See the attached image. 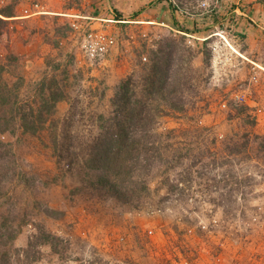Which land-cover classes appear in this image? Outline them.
<instances>
[{
	"label": "rangeland",
	"instance_id": "1",
	"mask_svg": "<svg viewBox=\"0 0 264 264\" xmlns=\"http://www.w3.org/2000/svg\"><path fill=\"white\" fill-rule=\"evenodd\" d=\"M60 1L67 10L77 9L93 15L95 9L91 0ZM147 1L135 0L134 4L138 9ZM173 1L179 4L174 11L177 24L192 32L184 33L188 45L195 44V31L207 34V30L214 29L215 25V31L223 30L224 37L233 47L227 36L229 25L220 24L226 21L222 19V10L210 12L219 6L240 5L242 0ZM5 4L6 0H2L0 7ZM163 4L158 5L159 9ZM107 5L113 8L110 0ZM169 8L173 12L171 6ZM101 10L100 16L108 19L109 8ZM114 13L111 11L109 18L114 19ZM23 25L16 19L5 21L1 55L6 52L17 54L26 49L22 39L34 27ZM118 25L92 20L93 27L113 34L117 43L100 64L88 62L84 65L82 62L77 66L84 89H92L95 79L104 78L110 87L113 84L100 107L93 108L95 102L87 110L107 111L114 85L129 73L139 78L142 73L139 62L149 60L150 50L156 48L157 42L165 37L176 38L180 33L176 26L174 30L161 27L158 31L131 32ZM143 33L147 37H143ZM69 37L62 43L66 51H71L74 44ZM124 39H128L131 46H137L130 49L132 53L124 55L129 56L125 73L117 66L113 68L116 73L111 70L105 73L111 52ZM211 40V59L207 65L197 55L188 64V70L178 67L176 62L167 68L172 76L189 74L191 86L178 87L173 95V100L182 98V111H172L165 102L160 103L164 114L158 118L157 127L175 130L176 136L171 138L183 148V157L175 167H170L172 160L165 163L167 183L154 197L140 203L122 204L111 193L99 194L92 187L81 188L71 195L72 188L83 186L80 172L77 169L68 171L61 181V177H57L59 173L47 133L42 131L40 139L17 131L15 137L19 138L17 147L22 166L34 178L26 193L29 222L21 227L10 249L15 252L8 255L6 264H264V115L255 116L253 108L231 97L240 90L244 91L251 106L263 104L258 100L253 102L249 92L252 93V87L260 83L264 69L248 61L236 47L233 48L243 58L225 48L226 53L233 55L224 64V58L212 52L214 44L222 41L221 37L216 35ZM1 58L6 61L5 57ZM22 64L25 65L24 59L15 64V71L17 68L20 74L25 70ZM243 64L246 68L241 70ZM26 73L24 75L28 76ZM87 101L88 96H77L79 106ZM223 101L226 107H221ZM4 136L7 141L15 139ZM156 186L158 184L153 180L151 187ZM33 200L40 205L34 206ZM45 206L60 213L57 217H46L42 211ZM37 227L65 239L60 252L51 251L38 240L29 243L38 233ZM149 229L153 230L151 234L147 232Z\"/></svg>",
	"mask_w": 264,
	"mask_h": 264
},
{
	"label": "trees",
	"instance_id": "2",
	"mask_svg": "<svg viewBox=\"0 0 264 264\" xmlns=\"http://www.w3.org/2000/svg\"><path fill=\"white\" fill-rule=\"evenodd\" d=\"M167 1L173 12L176 11L179 4ZM15 5L11 0L10 4L0 7V48L2 27L6 20L13 18ZM114 17V20L121 19L116 12ZM70 24L63 25L65 37L69 36ZM177 30L180 33L176 38L161 39L150 50L149 60L139 62L142 71L139 78L129 73L114 85L107 111L86 109L95 102L93 108L100 107L108 86L101 78L96 80L94 88H83L75 49L67 55L64 66L53 63L50 72L34 81L17 76L15 53L6 52V61L0 55V264L8 262L21 227L29 222L26 193L33 185L34 175L22 166L17 131L38 138L42 131L47 133L61 181L68 171L80 172L83 186L72 188L71 195L81 188L92 187L99 191L96 193H111L122 204H132L154 197L167 183L165 163L172 160L170 167L181 163L183 148L178 146L179 142L172 141L171 137L176 136L174 129H158L157 120L164 114L160 103L165 102L172 111H182V98L173 100V95L178 87L191 86L189 74L172 76L167 68L176 62L178 67L188 70V64L199 52L204 65L211 59L210 37L203 39L202 47L193 44V48L187 44L184 34L187 29L178 26ZM179 76L183 77L179 79ZM82 95L88 96L89 101L79 106L77 96ZM60 101H65L67 106L59 109ZM4 135L15 139L4 140ZM153 180L158 184L154 188L151 187ZM33 205L40 203L33 200ZM42 211L46 217H57L60 213L47 206ZM37 228L38 233L29 243L38 240L51 251L60 252L65 239Z\"/></svg>",
	"mask_w": 264,
	"mask_h": 264
},
{
	"label": "crops",
	"instance_id": "3",
	"mask_svg": "<svg viewBox=\"0 0 264 264\" xmlns=\"http://www.w3.org/2000/svg\"><path fill=\"white\" fill-rule=\"evenodd\" d=\"M34 1H37L42 5V10H37L33 7L32 2ZM134 1L135 0H110L113 5V8H111L108 7V5L106 6L108 0H91V3H94L93 5L95 6L94 12H92L93 15H91L90 13H82L77 9L75 11H72V9H63L60 0H14L16 5L14 6L12 19L20 20L22 24L24 23V25L34 27L33 31H27L24 39H22V42L26 45V49L22 50L21 53H15L19 64L23 59L25 62V65L22 64V66H24L23 69L25 70L20 74L16 68V74L25 79V81H34L40 78L43 73L50 72L53 63L62 66L66 61L67 55L71 53L70 50L66 51V48L62 45L64 41H68L66 40L68 38L65 37L62 32L63 25L72 22L74 18L80 16L93 17L97 19V21L104 20L108 22L111 21V23H118V27L128 29L131 32L146 29H150V31H158L161 27L174 30L175 26H180L176 22L178 21L176 17L177 15H175V12L173 13L170 11L167 0H142L143 3H146L147 1V4H143V6L138 9L134 4ZM10 2L11 0H6V4H10ZM160 3H164L160 6L161 9H159L158 6ZM106 7L109 8V13L115 11L121 16V19L114 20L113 18H109V16L112 17L109 13H107L108 19L101 17V9ZM222 7L223 6L217 7V11L221 12L222 10V14L224 15L222 19L226 21L221 22L220 24L224 23L229 25L227 36L233 44V47H236V49L248 61L264 69V0H242L240 5ZM25 8L29 9L30 13L25 14L23 12ZM126 23L135 25H126ZM182 27L187 29V33L192 34L188 27ZM213 27L214 29L207 30V32H209L207 34L206 32L199 34L200 31H195V44L198 45V48L202 47L203 39L209 36L210 38L216 36L214 33L216 32L215 30L217 26L214 25ZM32 33L33 35H31ZM128 41V39H124L122 43L120 42L121 45L119 46V43L118 47L111 52L107 60V66H109V68L105 70V73L108 74L110 70L112 73H116L117 71L114 72L113 70L116 66L119 71L121 70L125 73L124 69L128 65L129 56L126 58L124 55L132 53L130 49L134 47L131 46ZM134 48H137V46ZM198 54L201 56L200 52ZM4 55L5 54L1 56L4 57ZM245 68L244 65L241 70H244ZM247 70L249 71V68H247ZM26 72H28V76L24 75L27 74ZM263 75L264 74L261 75L260 83L252 87V93L249 92V96L252 97L253 102L255 100L264 102ZM107 76L104 75L103 77L106 78ZM30 78L32 79L28 80ZM96 80L97 79H95L92 88L98 83ZM108 83L109 82H106L105 84L108 86V90H110L113 84L111 83L110 87V84ZM65 105V101H60L58 107L61 109Z\"/></svg>",
	"mask_w": 264,
	"mask_h": 264
},
{
	"label": "built area",
	"instance_id": "4",
	"mask_svg": "<svg viewBox=\"0 0 264 264\" xmlns=\"http://www.w3.org/2000/svg\"><path fill=\"white\" fill-rule=\"evenodd\" d=\"M0 2H2V0ZM205 4V2L202 3L203 6H205ZM33 7L37 10H42V5L38 2L34 3ZM23 12L25 14L30 13L29 9L27 8H25ZM93 19V17L89 16H80L73 20L70 24L69 39L74 40L73 49L76 50L75 56L78 65L82 62H84V65H86V63L88 62H91L92 65L100 64V61L102 62V60L107 57L109 52L117 43L116 38L113 34L105 31L104 29L93 27ZM223 32V30H220V32L214 33L215 35H219L222 41L214 44V46L212 47V52L214 54L216 53L218 55H221L224 58V64L225 62H227L226 60L231 59V56L233 55L229 54L228 52L226 53L225 48H229L230 52L238 55L240 58H243V56L228 43L227 39L223 35ZM146 35L147 34L144 33L142 34L143 37H147ZM221 56L219 58H221ZM255 79L256 77L254 76L253 80ZM231 95V97L236 102L248 105L253 108L255 116L264 115V104H253V106H251L247 102V96L245 95L244 91L236 90V92L232 93ZM221 107H226L225 101L222 102ZM147 232L151 234L153 230L149 229L147 230Z\"/></svg>",
	"mask_w": 264,
	"mask_h": 264
}]
</instances>
